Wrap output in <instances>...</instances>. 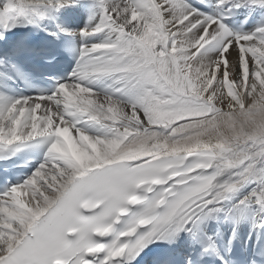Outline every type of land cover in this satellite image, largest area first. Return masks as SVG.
<instances>
[{
    "label": "snow or ice",
    "instance_id": "6c2138e0",
    "mask_svg": "<svg viewBox=\"0 0 264 264\" xmlns=\"http://www.w3.org/2000/svg\"><path fill=\"white\" fill-rule=\"evenodd\" d=\"M0 264H264V0H0Z\"/></svg>",
    "mask_w": 264,
    "mask_h": 264
}]
</instances>
